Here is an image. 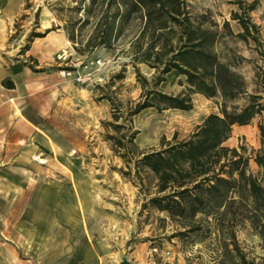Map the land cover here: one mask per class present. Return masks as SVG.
I'll use <instances>...</instances> for the list:
<instances>
[{
  "label": "rangeland",
  "instance_id": "1",
  "mask_svg": "<svg viewBox=\"0 0 264 264\" xmlns=\"http://www.w3.org/2000/svg\"><path fill=\"white\" fill-rule=\"evenodd\" d=\"M58 2L66 8L73 4L71 0H0V264H67V250L71 264H81L84 258L82 264H119L124 251L133 264H212L206 252L197 257L204 247L194 236L186 242L174 236L188 221L172 220L148 203L149 192L155 191L153 180L146 179L142 189L134 163L126 164L106 138L109 130L104 122L112 120L111 104L99 100L98 86L127 63L126 77L116 80L112 90L119 88L124 103L138 100L142 92L130 56L120 52L122 46L129 48L131 35L119 41L115 52L98 48L81 55L52 10ZM189 4L196 19L217 23L214 28L222 36L216 49L222 59L235 64L234 70L253 91L257 55L253 44L248 46L236 36L242 29L232 19L238 10L235 0H189ZM251 15L264 38V0ZM226 21L233 34L225 28ZM51 27L55 30L49 36L31 39V33ZM139 67L149 77L154 73L145 64ZM24 70L41 77L38 91L24 97L20 89L9 96L6 82L12 75L25 81ZM184 87L185 77L176 71L162 85L169 93ZM24 106L39 127L40 142L49 141L50 148L25 152L24 143L17 142L16 122L24 117ZM40 109L44 115L37 113ZM218 111L214 99L199 93L193 94L189 111L145 109L134 117L139 130L136 143L140 149H151L160 147L163 138L183 140L206 116ZM260 123L264 113L248 125L234 126L225 145L241 151L243 147L251 157L250 172L264 183V170L252 157L262 147ZM130 167L131 174H124ZM44 204L75 206L74 226L67 228L63 210L54 212L58 225L40 223L37 215L42 211L29 209ZM66 236L74 241L66 243ZM238 238L250 256L258 260L264 256L263 241L249 223L239 227ZM2 257L7 263H2Z\"/></svg>",
  "mask_w": 264,
  "mask_h": 264
},
{
  "label": "trees",
  "instance_id": "2",
  "mask_svg": "<svg viewBox=\"0 0 264 264\" xmlns=\"http://www.w3.org/2000/svg\"><path fill=\"white\" fill-rule=\"evenodd\" d=\"M71 1L67 8L58 2L52 10L64 22L69 40L81 55L88 56L98 48L115 52L119 41L131 35L129 48L122 46L120 52L131 58L141 95L124 103L119 88L112 90L116 80L126 77L125 63L109 82L98 86L99 100L111 104L112 120L104 125L114 151L126 164L134 163L142 189L147 180L154 182L148 203L172 220L188 221L174 236L185 242L192 236L199 240L204 252L200 251L198 258L206 252L212 264H264V256L260 260L250 256L238 238L239 227L249 223L264 245V183L250 172L251 157L243 147L241 151L225 145L234 126L248 125L264 113V38L251 15L259 0H235L238 10L232 13L242 29L236 36L248 46L253 44L257 55L253 91L234 70L235 64L222 59L216 49L222 36L214 28L217 23L196 19L189 0ZM225 28L233 34L228 21ZM52 30L55 28L33 32L30 37H43ZM140 64L154 73L150 77L143 74ZM173 71L185 77V87L179 93L162 89ZM6 83V87L15 88L12 80ZM196 93L214 99L219 111L206 116L183 140L163 138L158 148H139L136 115L149 108L189 111ZM258 127L262 147L252 157L264 170V123ZM132 170L123 173L130 175Z\"/></svg>",
  "mask_w": 264,
  "mask_h": 264
},
{
  "label": "crops",
  "instance_id": "3",
  "mask_svg": "<svg viewBox=\"0 0 264 264\" xmlns=\"http://www.w3.org/2000/svg\"><path fill=\"white\" fill-rule=\"evenodd\" d=\"M50 33L47 35L49 36ZM24 73L26 74V80H18L15 76H11V79L13 80L14 84H15V88H4L7 92L9 96H15V92L19 91L20 89H22L23 93L22 96L25 97V95H31L34 94L35 92H37L38 90H36V88H38V84H40V80L41 77H36L31 76V72L30 70H24ZM31 77H33L31 79ZM16 97H12V99H15ZM23 111V115L21 117V119H17L18 121L16 122V126L17 130L16 132H18L19 134H16L17 138H18V143L23 142L24 143V147L23 150L25 152H30V151H39V150H43V148H50L51 144L49 141H44V143H41L39 138H40V130L39 127L37 126V123L35 122V120L31 117V115L29 114V112L26 110V106L23 107L22 109ZM39 115H44V112H42V110L40 109L37 112ZM18 118V117H16ZM28 150V151H27ZM32 153H29L28 156H32ZM41 156V155H40ZM41 158V157H40ZM36 206V205H35ZM37 207V206H36ZM39 208H34V209H29V210H35V211H42V213L40 215H37V217H39V221L40 223H45L46 225H50V226H56L58 225L59 219L58 216L55 215V211L59 210V211H67L66 213V226L68 227H73L74 223H75V206L72 205H65V206H57V205H52V204H44L42 206H38ZM44 212V213H43ZM35 221V220H34ZM68 230V229H67ZM74 241V237L73 236H66V243H71ZM67 244V247L69 246ZM66 254V258H64L66 260L67 264H71L73 261H70L69 259H71L70 257H72L71 253L68 252V250L65 252ZM71 254V255H70ZM85 258L83 259L82 263H85ZM2 263H7L6 259L4 257H2ZM81 263V264H82Z\"/></svg>",
  "mask_w": 264,
  "mask_h": 264
},
{
  "label": "water",
  "instance_id": "4",
  "mask_svg": "<svg viewBox=\"0 0 264 264\" xmlns=\"http://www.w3.org/2000/svg\"><path fill=\"white\" fill-rule=\"evenodd\" d=\"M119 264H133L127 257L126 252L124 251L121 257V261Z\"/></svg>",
  "mask_w": 264,
  "mask_h": 264
},
{
  "label": "bare ground",
  "instance_id": "5",
  "mask_svg": "<svg viewBox=\"0 0 264 264\" xmlns=\"http://www.w3.org/2000/svg\"><path fill=\"white\" fill-rule=\"evenodd\" d=\"M42 161H44V160H42Z\"/></svg>",
  "mask_w": 264,
  "mask_h": 264
}]
</instances>
